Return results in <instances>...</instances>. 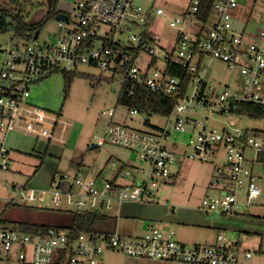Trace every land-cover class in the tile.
Instances as JSON below:
<instances>
[{
    "label": "built area",
    "instance_id": "obj_1",
    "mask_svg": "<svg viewBox=\"0 0 264 264\" xmlns=\"http://www.w3.org/2000/svg\"><path fill=\"white\" fill-rule=\"evenodd\" d=\"M141 1L75 0L72 12H62L67 21L56 20L58 31L49 43L38 41L39 30L36 38L31 31L17 37L11 18L6 20L7 30L0 27V36L12 32L9 43L0 41V135L22 132L65 143L67 124L32 104L30 88L51 74L71 73L79 66L108 72L121 88L125 83L144 85L152 93L175 98L172 110L160 115L165 118L163 127L149 123L153 114L127 109L129 116L140 115L150 129L138 130L111 122L104 137L92 138L95 147L110 144L134 152L142 165L127 169L122 163L109 160L112 171L106 175H102L103 171L95 177H86L80 171L54 175L46 190L23 187L17 196L29 207L51 209L43 205L50 194L55 205L65 200L72 207L68 211L101 213L100 209L119 207L125 202L148 201L153 197L152 189L169 183L173 176L171 167H180L187 161L207 163L222 149L226 172L218 168L220 175L213 180L220 193L205 196L201 208L210 215L247 213L262 195L253 166L264 165V140L257 133L245 134L239 126V115L230 110L234 104L250 103L264 112V82L260 79L264 73V27L258 43L242 41L245 25L235 29L232 12L247 0H215L205 20L199 17L202 0H189L184 13L171 16L156 4L157 0H146L149 7ZM154 16L169 20L168 26L174 31L170 50L164 49L161 38L151 34L150 27L146 28ZM123 23L128 26L122 28ZM100 25L112 27L113 34L99 36ZM147 32L150 37H146ZM96 40L100 43L96 44ZM29 41L30 47L26 45ZM144 55L149 58L145 65ZM205 57L238 69L240 82L221 91L208 86L201 78L207 72ZM158 61L163 64L161 70L156 67ZM174 67L184 69L188 82L168 73V68ZM198 112L203 116L199 121L184 116ZM106 113L111 118L115 115L114 110ZM214 115L224 118L222 130L210 125L208 118ZM59 123L63 126L57 134ZM183 134H188L186 148L171 150L168 144L179 146L176 136ZM8 160V150L0 138L1 169L10 168ZM104 251L186 264H250L253 255L228 242L224 235H219L214 244L184 245L173 238L172 231L158 225H150L137 237L94 231L72 237L63 229L23 232L0 226V264H103Z\"/></svg>",
    "mask_w": 264,
    "mask_h": 264
},
{
    "label": "rangeland",
    "instance_id": "obj_2",
    "mask_svg": "<svg viewBox=\"0 0 264 264\" xmlns=\"http://www.w3.org/2000/svg\"><path fill=\"white\" fill-rule=\"evenodd\" d=\"M69 4H74L75 0H60ZM22 6L23 17L27 23L39 22L46 18L47 4L45 0H18ZM144 7H149L150 3L146 0L141 1ZM189 0H157L156 4L161 6L168 16L182 14L187 8ZM0 7L13 9L10 0H0ZM264 0H247L242 2L232 15L237 20L244 23L242 32V41L244 43H258L259 33L264 27ZM73 19V16H71ZM169 20L164 17L154 16L148 23L151 34L158 35L161 38L165 50H170V40L173 39L174 31L168 26ZM126 23L122 28H126ZM137 33L136 29H132ZM57 22L55 18H47L41 28L38 41L52 42L53 35L57 32ZM11 30L5 35L0 36L1 43H9ZM113 34V28L109 25H100L98 35ZM125 40L124 36L120 37ZM99 44V40L95 41ZM24 44V43H22ZM31 46L32 42H26ZM144 65L149 61L146 55L143 56ZM207 72L201 75V78L207 82V85L217 87L221 91L225 86L234 87L240 80L238 69L229 68L223 62L205 57L203 60ZM143 65V66H144ZM156 67L161 70L162 62L158 61ZM76 74H82L89 78L74 77L69 89L65 90L64 77L61 73L49 75L37 86L30 88L31 97L35 94L40 102H34V105L44 109L47 113L58 116L67 124L62 145H52L43 139H36L33 136L25 135L22 132L8 133L5 139V148L8 152V163L10 168L3 170L0 168V220L2 222L21 223L24 221H35L38 223H47L52 225L67 224L69 213L41 211L35 207H29L28 203L20 201L17 194L23 187L46 190L48 180L53 175L75 174L80 171L86 177H95L99 170H103L102 175L112 171L109 160L122 163L125 168L131 169L133 166L142 165V162L136 154L130 150L105 144L98 148L92 146L95 137H104L111 122L121 123L138 130L150 129L145 125L140 115H128L127 108L117 103V97L120 92L121 84L116 78H111L108 72L101 71L94 67L79 66L74 71ZM261 82H264V73L261 76ZM108 110H114V117L107 115ZM184 116L202 119V114L185 113ZM239 126L242 129L257 130L264 140V118L254 120L245 116H238ZM210 120V125L217 130H222L225 126L224 118L214 115ZM149 123L156 127L165 125V118L160 115H150ZM62 124L57 125V134L60 132ZM188 133V132H187ZM178 137L179 146L168 147L176 152L184 150V145L188 141V134ZM262 146L264 144L262 143ZM225 153L220 149L207 163L196 161H187L180 167H171V172L175 178H171L166 185H160L152 189L150 202L164 204L166 210L175 215L186 214L187 216L205 215L198 209L205 196L215 197L219 195V190L215 187L213 180L217 177V168L226 172ZM216 167V170L213 168ZM254 175L258 178V185L262 189V195L256 204L249 207L245 216L251 220H258L260 228L256 233H252L245 244L254 255L253 264H256V258L264 260V165L255 164L253 166ZM214 175V176H213ZM213 176V177H212ZM208 186L212 188L209 189ZM215 187V188H213ZM183 195V197L181 196ZM51 195L47 194L43 203L44 207L68 211L72 207L66 204L65 200L60 204H53L50 201ZM174 198H180L176 201ZM158 204V205H159ZM28 206V207H27ZM118 207L112 206L110 209L103 208L100 212L107 216H116ZM258 213L257 216L253 213ZM121 218L126 216L146 217L149 213L145 210H139L134 206H123L119 211ZM241 214V213H236ZM248 214V215H247ZM207 216V215H206ZM212 216H215L212 215ZM118 219L116 231L120 235L127 234L123 231L127 224ZM256 226V222H255ZM254 229V228H253ZM140 226H136L135 232H140ZM132 236L137 235L133 234ZM140 235V233H139ZM137 237V236H136ZM261 243V246H260ZM101 255L105 264H121L122 257L118 252L105 253Z\"/></svg>",
    "mask_w": 264,
    "mask_h": 264
},
{
    "label": "trees",
    "instance_id": "obj_3",
    "mask_svg": "<svg viewBox=\"0 0 264 264\" xmlns=\"http://www.w3.org/2000/svg\"><path fill=\"white\" fill-rule=\"evenodd\" d=\"M215 0H202L200 4V18L203 20L210 14L212 11V6ZM60 0H53L51 5H47V14L46 18L40 20L39 22L27 23L23 17L22 6L18 3V0H10L13 9H6L0 7V27L3 31L7 30V18H11L15 23V31L17 37H22L26 32L31 31L35 32L36 30L41 31V28L44 24V21L47 18H54L58 13L56 7ZM148 28V24L146 25ZM146 37H150V33L147 32ZM168 73L174 76L185 78L188 82V77L186 76L185 71L181 67L168 68ZM64 77V87L67 90L70 87V84L74 77H83L89 78L82 74L71 73H61ZM52 75V74H51ZM48 77V76H47ZM40 83V82H39ZM37 83V84H39ZM175 98L171 96H166L164 94L152 93L144 87V85H135L132 86L130 83H125L120 89L119 95L117 97V103L122 105L127 109H136L139 112H147L149 114L155 115H165L168 114L174 105ZM230 113L249 117L254 120H260L264 118V112L262 109L254 104L250 103H237L234 104L230 110ZM260 134L257 130H247L245 129V134L250 133ZM264 156V153H262ZM28 207V206H27ZM36 208V207H35ZM41 211H53V212H66L69 213V218L67 224L61 225H52L47 223H38L35 221H24L21 223H11V222H2L0 220V226L12 227L23 232H34L37 229H63L68 232L72 237H75L80 232L84 231H94L98 233H112L114 232L115 219L108 217L104 214L97 212H86V213H76L73 211H64V210H55V209H39Z\"/></svg>",
    "mask_w": 264,
    "mask_h": 264
},
{
    "label": "crops",
    "instance_id": "obj_4",
    "mask_svg": "<svg viewBox=\"0 0 264 264\" xmlns=\"http://www.w3.org/2000/svg\"><path fill=\"white\" fill-rule=\"evenodd\" d=\"M234 18L235 14H234ZM41 83V82H40ZM39 83V84H40ZM39 84H36L37 86ZM29 100L32 104L34 102H40V99L35 94L34 96L29 97ZM66 130V128H65ZM19 133V132H18ZM28 135V134H25ZM7 136V135H6ZM6 136L0 135V138L4 140ZM33 136V135H29ZM34 138L38 139L37 137L33 136ZM42 139V138H39ZM46 141L45 139H43ZM50 143L51 141H46ZM52 145H62V143L59 142H51ZM9 152V151H8ZM216 170V167H213ZM218 169V168H217ZM99 170L97 173L103 171ZM217 171V176H219V172ZM173 175V174H172ZM54 176V175H53ZM53 176L51 179L48 180V183L50 184ZM214 176V175H213ZM212 176V177H213ZM175 178V175L172 176ZM49 186V185H48ZM209 189H211V186H208ZM215 188V187H213ZM183 197V195H181ZM149 199L146 202L143 203H130L125 202L121 204L118 209V214L116 216H108L115 219L114 224V232L116 231L117 221L121 218V213L119 214V211L123 206H134L135 208H138L139 210H145L149 213V216L146 217H138V216H126L122 221H124L127 224V227L123 229V231H127V234L123 236L128 237H136L143 235L150 225H158L159 228L170 230L173 232V238L184 245H198V244H214L217 240V237L219 235H224L228 242L236 243L238 247L244 250H249L247 247H245V244L248 242V239L251 237L249 236L252 233H256L257 229L260 228V222L258 220H251L250 218H246V213L241 214H215V216H212L214 214H207L203 211L201 208V205L198 207L200 211H202L205 215H196V216H187L186 214L181 215H175L171 214L166 210V206L164 204H157L150 202ZM174 200L178 201L181 200L180 198H174ZM260 204H255V206H259ZM252 216H257L258 213H253ZM207 215V216H206ZM248 215V214H247ZM107 216V215H106ZM256 222V226H255ZM140 226L141 230L140 232H134L135 227ZM254 228V229H253ZM118 233V232H117ZM133 234H136L135 236H132ZM140 233V235H139ZM261 246V243H260ZM250 251V250H249ZM105 253H115L112 251H106ZM254 255V254H253ZM252 255L251 263L253 264L252 259H254V256ZM256 264H264V260L262 258H256ZM101 261L103 264H105V260L101 258ZM122 263L121 264H186V263H180V262H172V261H162V260H149V259H139V258H130V257H122Z\"/></svg>",
    "mask_w": 264,
    "mask_h": 264
},
{
    "label": "water",
    "instance_id": "obj_5",
    "mask_svg": "<svg viewBox=\"0 0 264 264\" xmlns=\"http://www.w3.org/2000/svg\"><path fill=\"white\" fill-rule=\"evenodd\" d=\"M46 1V4L47 5H50L52 3L53 0H45ZM57 11H61V13H58L54 18L55 20H63V21H67V16L62 13L63 11L64 12H72V4H69L67 2H64V1H60L58 4H57V7H56ZM233 26L235 29L237 30H240L243 26V22L240 21V20H234L233 22ZM39 31L36 30L35 31V34H34V38L37 37ZM93 146V145H92Z\"/></svg>",
    "mask_w": 264,
    "mask_h": 264
},
{
    "label": "flooded vegetation",
    "instance_id": "obj_6",
    "mask_svg": "<svg viewBox=\"0 0 264 264\" xmlns=\"http://www.w3.org/2000/svg\"><path fill=\"white\" fill-rule=\"evenodd\" d=\"M51 4H52V3H51ZM51 4H50V5H51Z\"/></svg>",
    "mask_w": 264,
    "mask_h": 264
}]
</instances>
